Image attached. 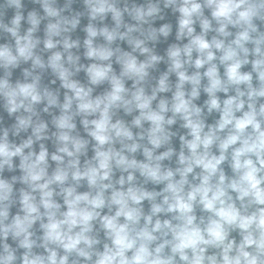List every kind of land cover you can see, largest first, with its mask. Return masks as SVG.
<instances>
[{"label": "clouds", "instance_id": "9594fccd", "mask_svg": "<svg viewBox=\"0 0 264 264\" xmlns=\"http://www.w3.org/2000/svg\"><path fill=\"white\" fill-rule=\"evenodd\" d=\"M0 264H264V0H0Z\"/></svg>", "mask_w": 264, "mask_h": 264}]
</instances>
